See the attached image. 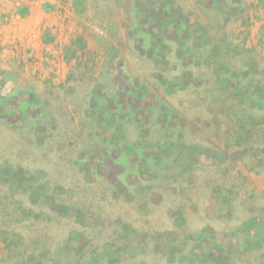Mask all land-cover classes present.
<instances>
[{
	"label": "rangeland",
	"instance_id": "1",
	"mask_svg": "<svg viewBox=\"0 0 264 264\" xmlns=\"http://www.w3.org/2000/svg\"><path fill=\"white\" fill-rule=\"evenodd\" d=\"M137 1L88 0L67 86L0 83V264H264V0Z\"/></svg>",
	"mask_w": 264,
	"mask_h": 264
},
{
	"label": "crops",
	"instance_id": "2",
	"mask_svg": "<svg viewBox=\"0 0 264 264\" xmlns=\"http://www.w3.org/2000/svg\"><path fill=\"white\" fill-rule=\"evenodd\" d=\"M79 16L74 0H0V83L67 86L90 48Z\"/></svg>",
	"mask_w": 264,
	"mask_h": 264
},
{
	"label": "trees",
	"instance_id": "3",
	"mask_svg": "<svg viewBox=\"0 0 264 264\" xmlns=\"http://www.w3.org/2000/svg\"><path fill=\"white\" fill-rule=\"evenodd\" d=\"M87 3L88 0H74V7L76 9V12L78 14H83L86 12L87 10ZM135 7H140V3L135 0ZM140 31V30H139ZM137 32L138 30L135 29L133 31L130 30L129 33V37L131 40H133L134 42H136V36H137ZM147 34H149L151 36V38L154 40L157 37H162L164 36L165 32L164 30H158V34L154 35L151 31L147 30L145 31ZM81 37H78L77 43L81 42ZM135 50L137 52H139L140 54V49L138 47H134ZM154 49H156V46H154ZM259 222L258 219H254L252 218L250 221L246 222L242 227V233L243 234H247L248 238L246 239V241L243 243L244 245L246 244V246H250L251 244H253V246H258V244H263L264 243V237L260 235L261 231L259 230L258 232H256V234L252 235L253 230L256 228V225L258 226ZM83 253H79L78 255H82ZM70 256V255H66L64 257V259L67 261V264H75L76 261H78V257L80 256ZM86 255V254H85ZM90 257V256H89Z\"/></svg>",
	"mask_w": 264,
	"mask_h": 264
}]
</instances>
